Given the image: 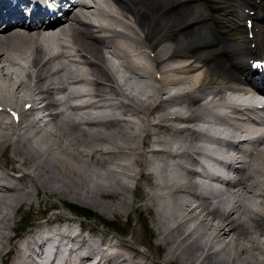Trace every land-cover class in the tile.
<instances>
[{
    "label": "bare ground",
    "instance_id": "1",
    "mask_svg": "<svg viewBox=\"0 0 264 264\" xmlns=\"http://www.w3.org/2000/svg\"><path fill=\"white\" fill-rule=\"evenodd\" d=\"M214 1L79 0L49 24L38 15L24 22L15 11L0 25L1 263L25 264L35 249L67 241L68 253L48 250L55 264H264L255 254L264 257V128L254 119L264 94L252 88L245 61L264 60V26L257 47L230 35L244 17L238 4L260 21L264 0H225L226 10ZM221 12L215 33L209 23ZM194 26L207 38L188 49ZM170 35L186 47H160ZM193 49L200 54L190 57ZM213 72L222 78L205 85ZM50 123L56 131L45 129ZM68 197L109 214L129 216L134 207L155 239L145 243L164 249L163 258L97 231L77 244L66 240L70 225L12 234L17 213ZM47 217L72 221L61 212ZM190 221L208 227L188 230ZM201 230H211L205 241ZM242 239L250 245L239 255L215 249Z\"/></svg>",
    "mask_w": 264,
    "mask_h": 264
},
{
    "label": "rangeland",
    "instance_id": "2",
    "mask_svg": "<svg viewBox=\"0 0 264 264\" xmlns=\"http://www.w3.org/2000/svg\"><path fill=\"white\" fill-rule=\"evenodd\" d=\"M220 1L221 0H215L213 3H210V4L214 5L215 8H216V7L219 6V4H221ZM222 3L224 4L223 7L225 8V10L228 9V7H227L228 3L225 0H222ZM244 7H245L244 4H238V7L235 8V9L238 12L241 13V11H243ZM200 9H202V8H200ZM200 9L198 11H200ZM251 12H254V11H251ZM220 15H221V17H218V20L216 21V23H214V22L213 23H209L211 31L213 30V32H215V33H217V31H216L217 29H215V28H220L219 30L222 31L220 25H218L217 22L218 23L221 22V18L224 15V13L221 12ZM193 17H195L194 14L191 15V18H193ZM242 20H244V18ZM240 24H241L240 25L241 27H239L238 30H234L235 32H233V31L230 32V35H231V38L233 39V41L236 44H238V43L241 42V40H243L245 42V46L247 48H250L251 44H253V45H255V47H257V38L259 36L258 27L261 28L262 26H264L263 20H260V21L254 20V28L251 30V33L253 34V36L255 38H254L253 41H250V42L248 41L249 43L246 41L247 40V34H246L247 30L244 27V21H241ZM256 24H257V26H256ZM192 29L194 30V33H193L194 36H193V39H192L193 40L192 41V45L193 46H188L187 47L188 49H192V48H195V47L198 48L201 44H203V42H205V40L207 38V36L205 34L199 33V31H198L199 27L194 26ZM172 42H174L173 43V47L175 48L174 49L175 51H180L182 47H186L185 45L184 46H182V45L179 46L178 45V40L176 39V41H175V38L172 37L171 35H170V38H168L165 42L162 41L160 43V47H162L165 43L166 44H168V43L171 44ZM210 48H212V47H210ZM218 49L219 48H213V52L217 51ZM195 50H199V49L191 50L190 57H193L195 54H197V52ZM201 53L206 55L204 59H207V58H209L211 56V54H208L206 51H203ZM199 54L200 53H198L197 56ZM177 56H183V53L179 52V53H177ZM174 59H176V57ZM179 61H180L179 59L175 60L174 64L178 63ZM210 71L212 72V70H210ZM214 75H217L216 72L211 73V76L209 78H207V80H204V84L205 85L209 84V83L215 84L214 82H219L220 79L222 78V76H218L217 77V76H214ZM213 78H215V79L213 80ZM208 95H209V93H208ZM207 97L209 98V96H207ZM180 107L181 106H179L178 108H180ZM176 108H177V106H176ZM17 114H15V115L12 114V116L13 117L15 116L17 118V122H18L20 120V117ZM55 125L56 124L50 123L47 126H45V129L49 130L51 132H54V131H56V128H54ZM48 139H49V141H52L50 138H48ZM65 143H66V140H65ZM76 149L78 150V152H81L79 150H83L85 148L82 145H77ZM86 160H89V158H87ZM94 168H96L99 172L102 171V170L98 169L97 167H94ZM102 172H106V171H102ZM100 174H102V173L100 172ZM143 183H145L146 187L149 186L147 184V182H143ZM135 195L138 196L137 192H135ZM138 197L141 200L140 195ZM35 199H36V197H35ZM48 201H50V203H53V202H51V200L49 198H45L44 199V203H42L40 205V207L36 208L35 210H31V211L24 210L23 213H21V212L17 213V215L15 216V223H16V226L17 227L19 226V227L15 228L14 231L12 232V234L15 235L16 239L21 238L18 233H19L20 227L24 224V222H26V218H30L29 221L34 223V222H36L38 220V218H40V215L45 216V219H47L48 218L47 216L51 215L53 212H61L64 215L70 216V219L72 220L71 222L75 223V225H77V224L81 225V227L83 229H87V230H91V231H97L98 233H101L102 235L114 236L115 239L117 240L116 242H119V243L120 242H129L131 245H133V247L138 249L140 252L146 254L148 257H150V259L151 258H153V259L154 258H163V254H164L163 252H165L164 249H162L160 252H157L156 250L153 249L152 246L151 247L148 246L149 243L154 244V243H152V241L153 242L155 241L154 236H152L150 231H149V228L151 230V226H150L149 223H148V225H147V223H146V225L143 224L144 222L142 223V221L140 220V215L137 214L133 210L134 207L130 210L129 216H127V214L125 212L126 209L122 210L124 212L123 215L109 214V213L105 212L101 208L95 207V206L90 205L88 203L79 202L78 200L73 199L71 197L70 198L69 197L65 198L62 201H60V200H56V202L54 201L56 203V205H54L52 207L53 210L49 207V202ZM140 203H141V201H140ZM71 205L75 206V207H78V208H80L82 210L90 212L92 214L91 217L89 218V217L81 216V214H79L76 211L70 209ZM26 215H29V216L27 217ZM145 216H147V220L149 221L150 220L149 219L150 215L148 213H145ZM23 217H24V219H22ZM55 221L61 222V219L60 220H55ZM64 221H66V220H64ZM109 223H116V225L120 229H122V231H118V230H116L114 228H111L109 226ZM148 226H149V228H148ZM207 227L208 226H206V225L204 226V228L201 227L200 225H198V222H196V221H190L187 224V229L188 230L189 229L191 230V229H194V228H198V230H200V229H205ZM138 230L140 232L141 237L144 238V240H143L144 243L145 242H149L148 245L146 243H145L146 245L145 244H141L142 241H141L140 238L137 237V233L131 234V231L132 232H138ZM199 234L204 237V241H205L208 238V236H210L211 230L209 232H207L206 230H201V231H199ZM22 237H23V235H22ZM228 241H229V239H226V242H228ZM246 245L249 246L250 243L248 241H245V239H242L241 241L238 242L237 245H233V246L230 245V247H223L224 245L222 246L221 244H216L215 245V249L216 250L220 249L218 251H221L222 249H225V251H223V253L221 254V256H222L223 254L228 252V248H230L231 251L233 250V253L237 254V253H239L241 251V249L247 247ZM120 249L122 250V252L128 253V250L122 249L121 246H120ZM129 252H131L133 254L132 251H129ZM132 254L130 256L133 259L134 254L133 255ZM255 254L258 257V260H260L259 262H262L261 260H264V257L261 256L259 252H255ZM237 255H239V254H237ZM6 259H8V258L6 257ZM6 259L4 260V264H8V263H6L7 262ZM158 260H160V259H158ZM142 261H145L146 263L147 262L150 263L153 260L149 261L147 259L146 260L143 259ZM254 263L256 264L257 260L254 261ZM0 264H3V263L0 262Z\"/></svg>",
    "mask_w": 264,
    "mask_h": 264
},
{
    "label": "trees",
    "instance_id": "3",
    "mask_svg": "<svg viewBox=\"0 0 264 264\" xmlns=\"http://www.w3.org/2000/svg\"><path fill=\"white\" fill-rule=\"evenodd\" d=\"M71 207H73L74 209H76L79 214H81V215H83L85 217H89L90 218L91 215H92L90 212L85 211V210H82V209H80L78 207H75V206H71ZM109 225H111L112 227H114L116 229L118 228V226L116 225V223H109Z\"/></svg>",
    "mask_w": 264,
    "mask_h": 264
}]
</instances>
